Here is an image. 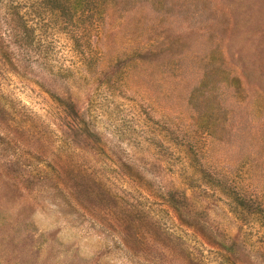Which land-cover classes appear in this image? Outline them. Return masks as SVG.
Listing matches in <instances>:
<instances>
[{
  "label": "rangeland",
  "instance_id": "1",
  "mask_svg": "<svg viewBox=\"0 0 264 264\" xmlns=\"http://www.w3.org/2000/svg\"><path fill=\"white\" fill-rule=\"evenodd\" d=\"M85 1L0 0V264H264V0Z\"/></svg>",
  "mask_w": 264,
  "mask_h": 264
},
{
  "label": "trees",
  "instance_id": "2",
  "mask_svg": "<svg viewBox=\"0 0 264 264\" xmlns=\"http://www.w3.org/2000/svg\"><path fill=\"white\" fill-rule=\"evenodd\" d=\"M45 2L47 5H52L62 13H65L69 10L71 17H73L75 13L77 15L78 10L80 8L84 9L88 3L85 0H45ZM176 211L179 212L178 209H176ZM179 215L181 216L180 212Z\"/></svg>",
  "mask_w": 264,
  "mask_h": 264
}]
</instances>
